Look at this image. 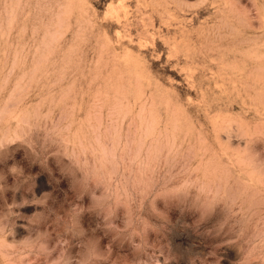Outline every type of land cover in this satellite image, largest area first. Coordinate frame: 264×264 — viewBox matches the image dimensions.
Segmentation results:
<instances>
[{
  "label": "rangeland",
  "instance_id": "obj_1",
  "mask_svg": "<svg viewBox=\"0 0 264 264\" xmlns=\"http://www.w3.org/2000/svg\"><path fill=\"white\" fill-rule=\"evenodd\" d=\"M0 264H264V0H0Z\"/></svg>",
  "mask_w": 264,
  "mask_h": 264
}]
</instances>
